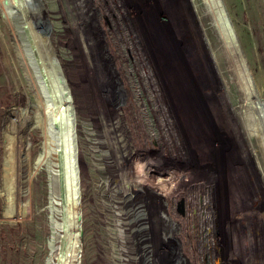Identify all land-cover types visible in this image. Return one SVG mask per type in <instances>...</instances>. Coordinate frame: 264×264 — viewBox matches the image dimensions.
<instances>
[{
    "label": "rangeland",
    "instance_id": "374dc122",
    "mask_svg": "<svg viewBox=\"0 0 264 264\" xmlns=\"http://www.w3.org/2000/svg\"><path fill=\"white\" fill-rule=\"evenodd\" d=\"M256 80L264 0H0V264H264Z\"/></svg>",
    "mask_w": 264,
    "mask_h": 264
},
{
    "label": "water",
    "instance_id": "95a60500",
    "mask_svg": "<svg viewBox=\"0 0 264 264\" xmlns=\"http://www.w3.org/2000/svg\"><path fill=\"white\" fill-rule=\"evenodd\" d=\"M233 33H234V37L236 38V41L238 42L237 48L242 55V58L246 64V67H247L248 71L252 74V76L255 77L257 72L253 66H250L251 65L249 63L250 57L248 55H245V47H244L245 45L243 44V42L241 40L242 38L234 30H233ZM48 34L53 40V34L50 31V28H49ZM54 46L55 47L53 48V53L56 56V62H57L58 67L62 73V79L59 83V86H60V89L62 92V97L64 99V107L66 109V116H68V103L70 102L73 104H77L80 113H79L78 121L76 122V125L79 128V130L81 131V108L79 106V100L77 98V93H76L75 87H74L73 82H72V77H71V75L67 69L63 55L59 52V46L57 45V43L55 41H54ZM37 67L39 68V66H37ZM256 87H257L256 88V91H257L256 96L257 97H255V98L257 101V105H258L259 109L261 110L263 118H264V97L261 95L262 93L259 92L261 90V85H260L259 81H257V80H256ZM6 95H5V97L7 99ZM9 97H10V99L7 100L8 104L6 106V112H7V117L10 116L11 123H8V124L17 125L16 122L21 121V120L23 121V119L25 118L23 116L24 115L26 116V113L21 108L20 109L23 112L21 110H19L20 99L18 96L13 95V96H9ZM15 103H16V108H15ZM8 106H9V108H8ZM20 116H21V118H19ZM22 121H21V123H22ZM21 128H23V130L25 129L24 127H21ZM10 130H11V128H10ZM68 154H69V152H68ZM78 154H79V157H82V164L80 166L83 167V164H84L83 147L82 148L80 147V149L78 150ZM70 155L71 154H69V164L71 163V159H72L71 158L72 156H70ZM68 254H71V252H68Z\"/></svg>",
    "mask_w": 264,
    "mask_h": 264
},
{
    "label": "bare ground",
    "instance_id": "6f19581e",
    "mask_svg": "<svg viewBox=\"0 0 264 264\" xmlns=\"http://www.w3.org/2000/svg\"><path fill=\"white\" fill-rule=\"evenodd\" d=\"M24 56H26L25 57V59L27 60V68H28V70H29V72H30V74L32 75V76H35V78L37 79V81H38V83H40V84H42V82L40 81V80H38V78H39V69H38V71H37V69L34 67V65L32 64V62H31V60H30V56H29V54H28V52H25L24 51ZM43 85V84H42ZM41 85H39L38 84V87H39V89L41 90V87H40ZM45 94V93H44ZM42 106V105H41ZM47 103H46V109H47ZM73 108H74V106H73ZM54 115V114H53ZM74 118H75V115H74ZM50 121V120H49ZM69 120H67V124L69 123L68 122ZM69 125V124H68ZM69 127V126H68ZM54 135V134H53ZM75 136H76V128H75ZM54 137V136H53ZM69 147H70V145H69ZM53 150H54V147H53ZM57 151H58V149H57ZM77 264H79V261L77 262Z\"/></svg>",
    "mask_w": 264,
    "mask_h": 264
},
{
    "label": "flooded vegetation",
    "instance_id": "af4514ba",
    "mask_svg": "<svg viewBox=\"0 0 264 264\" xmlns=\"http://www.w3.org/2000/svg\"><path fill=\"white\" fill-rule=\"evenodd\" d=\"M49 28V26H47V29ZM151 206L149 205V204H147L146 203V205L144 204V206H143V211H145V217H144V219L147 221L148 220V222H151V220H150V217H148L149 215H148V210H149V208H150ZM152 208V207H151ZM147 213V214H146ZM146 216H147V218H146ZM145 221V222H146ZM215 237V236H214ZM212 238V237H211ZM214 241H215V238H214ZM219 242V241H218ZM216 243V242H215ZM218 244H206V246L208 247V249H209V251H210V253L212 254V257H213V250L215 249V247L217 246ZM180 254H181V259H183V252H182V249H181V251H180ZM184 254H185V252H184ZM215 256L217 255V257L219 258V254L217 253V252H215V254H214ZM146 258V260L148 259L147 257H145ZM154 258H156L157 259V257H154ZM214 258V257H213ZM221 260V258L219 259V261ZM211 264H214L213 262H211ZM223 264H225V263H223Z\"/></svg>",
    "mask_w": 264,
    "mask_h": 264
},
{
    "label": "trees",
    "instance_id": "16d2710c",
    "mask_svg": "<svg viewBox=\"0 0 264 264\" xmlns=\"http://www.w3.org/2000/svg\"><path fill=\"white\" fill-rule=\"evenodd\" d=\"M32 77H33V79H34V82L37 83L36 78H35L34 76H32Z\"/></svg>",
    "mask_w": 264,
    "mask_h": 264
},
{
    "label": "built area",
    "instance_id": "2783aa9c",
    "mask_svg": "<svg viewBox=\"0 0 264 264\" xmlns=\"http://www.w3.org/2000/svg\"><path fill=\"white\" fill-rule=\"evenodd\" d=\"M214 243H215V241H214Z\"/></svg>",
    "mask_w": 264,
    "mask_h": 264
}]
</instances>
